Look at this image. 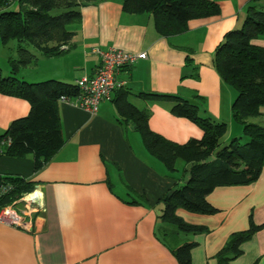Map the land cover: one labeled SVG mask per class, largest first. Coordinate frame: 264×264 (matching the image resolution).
Masks as SVG:
<instances>
[{
	"label": "crops",
	"instance_id": "1",
	"mask_svg": "<svg viewBox=\"0 0 264 264\" xmlns=\"http://www.w3.org/2000/svg\"><path fill=\"white\" fill-rule=\"evenodd\" d=\"M214 1L220 14L192 19L185 32L171 36L157 32L151 14L125 12L123 0L83 6L72 48L41 57L24 78L75 83L95 74L100 50L146 52L145 59L120 68L116 82L135 93L178 95L198 104L202 116L234 130L240 127L231 110L237 91L220 77L214 53L228 31L242 27L252 0ZM253 44L264 47V37ZM114 95L101 101L96 112L59 101L65 144L40 171L35 172L31 155L0 156V175L30 179L39 195L37 208H20L27 228L0 222V264H179L171 246L184 242L194 243L192 264H223L220 251L251 222L261 228L228 264H264V168L253 183L215 188L207 196L216 209L212 214L178 209L187 223L206 228L178 233L160 220L159 203L184 176L175 179L147 151L140 133L120 120ZM130 100L149 110L150 128L171 141L204 135L191 120L174 115L170 102L135 94ZM30 109L27 100L0 93V134Z\"/></svg>",
	"mask_w": 264,
	"mask_h": 264
},
{
	"label": "trees",
	"instance_id": "2",
	"mask_svg": "<svg viewBox=\"0 0 264 264\" xmlns=\"http://www.w3.org/2000/svg\"><path fill=\"white\" fill-rule=\"evenodd\" d=\"M100 1L0 0L1 44L8 46L17 42L14 53L8 58L9 73L4 74L0 67V93L25 99L31 106L28 115L13 120L0 134V156L25 158L31 155L35 172H38L64 146L59 101L62 97L73 101L81 96L77 80L75 83L59 79L29 82L24 74L41 57L59 56L71 49L76 26L82 21V7ZM14 3L17 7L12 8ZM123 10L151 14L157 32L163 36L185 32L192 19L221 13L220 5L214 0H123ZM259 37H264V0H252L242 27L228 31L214 53V65L220 77L237 91L231 110L235 122L243 125L248 140L245 144L237 137L222 145L228 124L203 117L198 104L178 95L135 93L123 86L114 90L112 101L120 120L140 133L147 151L175 179L184 176V181L176 182L159 203L162 206L160 220L178 233L197 234L206 230L187 223L178 216V209L212 214L216 209L207 196L215 188L253 183L264 168V126L249 121L260 116L264 106V47L253 44ZM132 94L152 102H170L174 115L191 120L204 135L177 143L156 133L149 126V110L131 102ZM179 162L183 170L179 169ZM2 185L9 190L0 196V209L14 204L36 186L30 179L17 175H0ZM259 228L261 226L251 222L249 229L234 233L219 253L221 263L228 264L239 256L241 245ZM167 235L164 230V236ZM193 246L194 243L189 242L171 246L179 264H192Z\"/></svg>",
	"mask_w": 264,
	"mask_h": 264
},
{
	"label": "built area",
	"instance_id": "3",
	"mask_svg": "<svg viewBox=\"0 0 264 264\" xmlns=\"http://www.w3.org/2000/svg\"><path fill=\"white\" fill-rule=\"evenodd\" d=\"M99 52L101 63L96 73L92 76L84 75L77 79L76 83L82 91L81 96L73 101L62 97L61 101L85 108L91 112H96L101 101L110 98L115 88L122 85V83L116 82V72L124 66L135 63L138 59H145L147 57L146 52L136 54L113 47L100 50ZM7 190L9 189L4 185L0 186V196ZM38 199L39 195L37 190H35L23 195L14 204L2 207L0 209V222L27 228L28 222L23 217L21 209L16 208V204H23L24 209L28 210L31 204H38Z\"/></svg>",
	"mask_w": 264,
	"mask_h": 264
},
{
	"label": "rangeland",
	"instance_id": "4",
	"mask_svg": "<svg viewBox=\"0 0 264 264\" xmlns=\"http://www.w3.org/2000/svg\"><path fill=\"white\" fill-rule=\"evenodd\" d=\"M17 7L16 6V3H14L12 5V8H15ZM16 45H17V42L16 41H13V43H11L10 45H3L1 44V41H0V67L1 69L3 70V73L6 74L8 69L9 68V62H8V58L9 56L14 53L13 49L16 48ZM13 50V51H12ZM31 50H33L34 52H36L35 49L31 48ZM262 112L264 114V106L262 107ZM205 117V116H203ZM249 121H254V122H257L259 123L260 125H263L264 126V117L262 116V114L257 117V118H250ZM229 124V123H228ZM234 124H238L237 126H240V127H236L234 130L232 129V125L229 124V130L227 132V135L226 137L223 139L222 141V145L224 144H228L229 142L232 141L233 138H240V142L242 144H245L248 140L246 138V136H244V130H243V125L240 124L239 122H235L234 121ZM183 162V161H182ZM182 168L183 170V166L181 165V163L179 162V169ZM179 174V173H178ZM133 194V193H132ZM132 197H137V198H140V196L136 195V194H133ZM39 203V202H38ZM21 204H18L16 206L17 209H20L21 208ZM39 206V205H38ZM33 209V208H37V204H31L30 206V209Z\"/></svg>",
	"mask_w": 264,
	"mask_h": 264
},
{
	"label": "clouds",
	"instance_id": "5",
	"mask_svg": "<svg viewBox=\"0 0 264 264\" xmlns=\"http://www.w3.org/2000/svg\"><path fill=\"white\" fill-rule=\"evenodd\" d=\"M35 191V190H34ZM33 192V191H32ZM31 193V192H30ZM28 194V193H27ZM18 204H20V203H18ZM18 204H16V206L18 205ZM22 206H23V204H21ZM12 226V225H11ZM16 227V226H15Z\"/></svg>",
	"mask_w": 264,
	"mask_h": 264
}]
</instances>
